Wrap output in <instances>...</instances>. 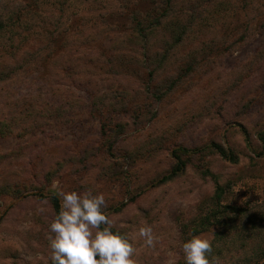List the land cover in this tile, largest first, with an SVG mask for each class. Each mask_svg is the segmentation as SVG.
<instances>
[{
	"label": "rangeland",
	"instance_id": "rangeland-1",
	"mask_svg": "<svg viewBox=\"0 0 264 264\" xmlns=\"http://www.w3.org/2000/svg\"><path fill=\"white\" fill-rule=\"evenodd\" d=\"M135 1H41L31 33L4 31L0 0V264H50L58 191L103 194L136 264H185L181 243L215 232L209 259L229 264L263 234L264 0H175L197 5L200 22L163 60V33L128 37ZM174 150L185 165L159 182ZM218 206L237 212L233 227L196 234ZM144 225L154 247L137 234Z\"/></svg>",
	"mask_w": 264,
	"mask_h": 264
},
{
	"label": "clouds",
	"instance_id": "clouds-1",
	"mask_svg": "<svg viewBox=\"0 0 264 264\" xmlns=\"http://www.w3.org/2000/svg\"><path fill=\"white\" fill-rule=\"evenodd\" d=\"M57 195L60 209L48 225L50 264H136L130 239L113 230V222L104 211L103 194L58 191ZM137 234L146 247H154L156 237L151 226L138 228ZM180 249L185 264H218L215 258L209 259V238L192 235Z\"/></svg>",
	"mask_w": 264,
	"mask_h": 264
},
{
	"label": "trees",
	"instance_id": "trees-1",
	"mask_svg": "<svg viewBox=\"0 0 264 264\" xmlns=\"http://www.w3.org/2000/svg\"><path fill=\"white\" fill-rule=\"evenodd\" d=\"M45 3V0H27L24 5L15 3L14 9L10 11V0H4V31L9 26V22L12 24H16L18 27L24 30H31V33L34 32L32 26L34 25L33 22L35 19L37 21H42L43 18H39L38 14L35 11L39 8V4ZM144 0H140L139 3L135 1L133 4L134 8L129 9L131 12V31L128 37H132V39H140L144 40V43L147 44L148 41L157 37L160 33H163L164 37H167L166 47L163 50L161 55L155 54V56H160V59L163 60L167 57L170 50L175 47H179L189 36H191L190 29L195 25L198 24L199 18L198 14L195 13L197 5L191 6V9L186 10L185 5L181 3V6L176 5L175 0H147L145 2H141ZM14 3V2H13ZM142 4H145L146 9L144 12L142 10ZM132 5V4H131ZM130 5V6H131ZM194 5V4H193ZM125 8H128V4L125 5ZM190 11V12H188ZM143 12V14H142ZM187 13H189L187 15ZM197 19V21H196ZM202 19V18H201ZM200 19V20H201ZM204 20V19H202ZM0 22V29H1ZM30 34L22 33V39L20 43L29 40ZM7 40H4L5 43H8L9 48L13 46L12 39L10 36H6ZM134 37V38H133ZM159 40V39H158ZM162 41L166 39H160ZM159 40V42H161ZM11 55V51L9 52ZM10 74H4V79L8 78ZM8 130L11 131L10 127L7 125L5 126ZM5 134V133H4ZM112 141L109 143V148L106 150L109 152L110 156H112L111 147ZM214 149L220 153H224L223 149L214 144ZM183 151H189L186 148H180ZM174 158L176 159V168H174L169 174L162 176L159 182L168 180L174 177L178 171L183 168L185 162L180 158V155L177 154V150L173 151ZM219 198V196H217ZM54 200V205L59 211V203L58 198L56 195L52 196ZM236 209V208H235ZM226 210V206H218V209H211L206 215H204L198 226L196 228L195 233H200L202 231L207 230L213 225H220L229 231L233 226L232 217L228 213H237L235 211ZM242 211V209L240 210ZM222 216V217H221ZM223 218V219H222ZM261 220L264 222V215L262 216ZM214 240L211 243L212 247L215 245L214 243H218L222 236L219 235L217 232L214 233ZM257 241V242H256ZM255 242V245L252 248H249L246 253H244L241 258L237 257L234 259L237 253L230 254L226 260V263L229 264H257L258 262L264 260V232L261 234ZM228 242V240H227ZM232 242V241H231ZM248 244L242 245V247H246ZM225 249L232 250L231 244L230 246H225ZM218 253H221V250H217Z\"/></svg>",
	"mask_w": 264,
	"mask_h": 264
},
{
	"label": "water",
	"instance_id": "water-1",
	"mask_svg": "<svg viewBox=\"0 0 264 264\" xmlns=\"http://www.w3.org/2000/svg\"><path fill=\"white\" fill-rule=\"evenodd\" d=\"M22 196H20V198H21ZM58 203H59V209H60V200H58Z\"/></svg>",
	"mask_w": 264,
	"mask_h": 264
}]
</instances>
